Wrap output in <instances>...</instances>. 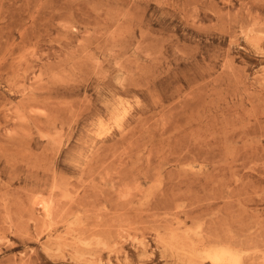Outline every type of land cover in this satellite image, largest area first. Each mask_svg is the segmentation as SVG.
I'll return each instance as SVG.
<instances>
[{
  "label": "rangeland",
  "instance_id": "1",
  "mask_svg": "<svg viewBox=\"0 0 264 264\" xmlns=\"http://www.w3.org/2000/svg\"><path fill=\"white\" fill-rule=\"evenodd\" d=\"M0 264H264V0H0Z\"/></svg>",
  "mask_w": 264,
  "mask_h": 264
},
{
  "label": "bare ground",
  "instance_id": "2",
  "mask_svg": "<svg viewBox=\"0 0 264 264\" xmlns=\"http://www.w3.org/2000/svg\"><path fill=\"white\" fill-rule=\"evenodd\" d=\"M211 258L213 259L214 262L231 261V262L237 263V258L227 250H222L218 253L212 254Z\"/></svg>",
  "mask_w": 264,
  "mask_h": 264
}]
</instances>
